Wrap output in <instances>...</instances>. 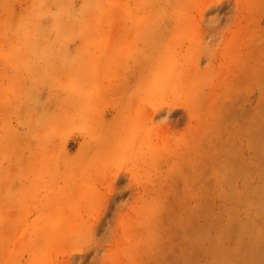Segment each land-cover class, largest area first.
I'll return each instance as SVG.
<instances>
[{"label": "rangeland", "instance_id": "obj_1", "mask_svg": "<svg viewBox=\"0 0 264 264\" xmlns=\"http://www.w3.org/2000/svg\"><path fill=\"white\" fill-rule=\"evenodd\" d=\"M0 264H264V0H0Z\"/></svg>", "mask_w": 264, "mask_h": 264}]
</instances>
